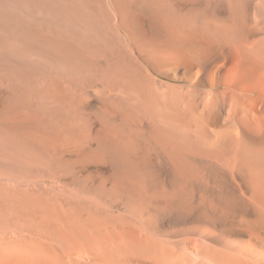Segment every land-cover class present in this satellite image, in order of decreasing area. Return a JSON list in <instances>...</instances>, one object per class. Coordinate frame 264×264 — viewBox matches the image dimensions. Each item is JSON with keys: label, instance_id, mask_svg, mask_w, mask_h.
<instances>
[{"label": "bare ground", "instance_id": "obj_1", "mask_svg": "<svg viewBox=\"0 0 264 264\" xmlns=\"http://www.w3.org/2000/svg\"><path fill=\"white\" fill-rule=\"evenodd\" d=\"M0 264H264V0H0Z\"/></svg>", "mask_w": 264, "mask_h": 264}]
</instances>
